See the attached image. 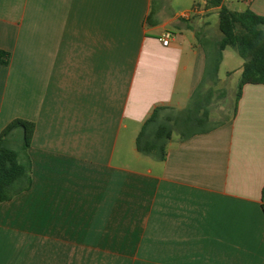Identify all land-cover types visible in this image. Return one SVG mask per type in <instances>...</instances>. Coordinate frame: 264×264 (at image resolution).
Wrapping results in <instances>:
<instances>
[{"label":"crops","instance_id":"0c3cea01","mask_svg":"<svg viewBox=\"0 0 264 264\" xmlns=\"http://www.w3.org/2000/svg\"><path fill=\"white\" fill-rule=\"evenodd\" d=\"M222 5L264 18V0ZM219 10L0 0V134L35 125L32 188L0 204V264H264V85L232 100L206 75ZM202 85L212 102L224 87L213 128L175 133L163 161L141 154L154 110L186 109Z\"/></svg>","mask_w":264,"mask_h":264},{"label":"trees","instance_id":"16d2710c","mask_svg":"<svg viewBox=\"0 0 264 264\" xmlns=\"http://www.w3.org/2000/svg\"><path fill=\"white\" fill-rule=\"evenodd\" d=\"M211 6L220 7L219 30L222 40L218 46L214 65H208L206 75L215 80L218 76L223 53L233 48L244 61L238 88L237 100L247 85H264V18L251 11L234 12L222 5V0H207ZM9 55L0 51V65H6ZM197 90L188 107L177 111L171 108H157L145 122L138 138L137 149L146 156L165 160L167 148L175 133L182 140L210 131L209 106L213 90ZM170 114H166L167 112ZM18 130L22 131V145L19 150L10 146V139ZM35 125L24 121H13L0 134V204L10 202L32 188V163L28 155Z\"/></svg>","mask_w":264,"mask_h":264},{"label":"rangeland","instance_id":"374dc122","mask_svg":"<svg viewBox=\"0 0 264 264\" xmlns=\"http://www.w3.org/2000/svg\"><path fill=\"white\" fill-rule=\"evenodd\" d=\"M176 2L180 3L182 6H186L188 4V0H176ZM210 17L216 34H218L222 38V34L218 28L220 22L218 14L213 13L211 14ZM217 53H218V48L215 52H212L210 54L209 66L212 67L214 65L215 59L217 58ZM223 54L225 59L220 68L219 79L223 81H228V89L231 93L232 100H234L241 79L238 74H235V72L237 71L238 67L243 64L244 61L239 56L237 51L234 50L233 48H228ZM228 75H231V77L228 78ZM220 88L221 89H219L216 92L215 98L213 99V102L210 105V110L212 111L214 119L217 118V115L219 116V114H217L216 111L220 110V106H219L220 99L217 98L220 96L222 92L220 90L224 89V87L221 86ZM221 105L225 108V110L226 108H228L226 107V104H221ZM166 114H170V112L168 111ZM21 145H22V131L18 130L10 139V146L14 150H19L21 148Z\"/></svg>","mask_w":264,"mask_h":264},{"label":"built area","instance_id":"2783aa9c","mask_svg":"<svg viewBox=\"0 0 264 264\" xmlns=\"http://www.w3.org/2000/svg\"><path fill=\"white\" fill-rule=\"evenodd\" d=\"M247 4H250L252 0H241ZM173 39V34L171 32H165L161 37L160 41L164 47H169L171 45Z\"/></svg>","mask_w":264,"mask_h":264}]
</instances>
